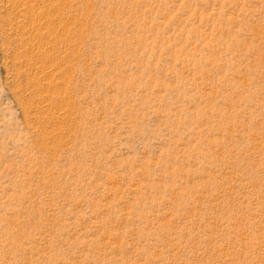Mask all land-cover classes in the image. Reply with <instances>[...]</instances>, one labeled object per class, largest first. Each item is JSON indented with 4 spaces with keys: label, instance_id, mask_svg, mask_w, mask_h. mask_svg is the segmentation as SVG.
Here are the masks:
<instances>
[{
    "label": "rangeland",
    "instance_id": "obj_1",
    "mask_svg": "<svg viewBox=\"0 0 264 264\" xmlns=\"http://www.w3.org/2000/svg\"><path fill=\"white\" fill-rule=\"evenodd\" d=\"M0 264H264V0H0Z\"/></svg>",
    "mask_w": 264,
    "mask_h": 264
}]
</instances>
